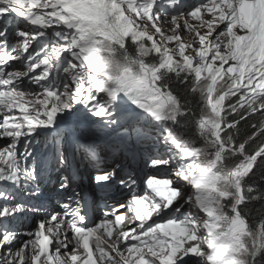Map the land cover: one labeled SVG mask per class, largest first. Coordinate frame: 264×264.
<instances>
[{
  "label": "snow or ice",
  "instance_id": "snow-or-ice-1",
  "mask_svg": "<svg viewBox=\"0 0 264 264\" xmlns=\"http://www.w3.org/2000/svg\"><path fill=\"white\" fill-rule=\"evenodd\" d=\"M74 122L125 197L95 219L40 191ZM0 140V264H264V0H0Z\"/></svg>",
  "mask_w": 264,
  "mask_h": 264
},
{
  "label": "bare ground",
  "instance_id": "bare-ground-1",
  "mask_svg": "<svg viewBox=\"0 0 264 264\" xmlns=\"http://www.w3.org/2000/svg\"><path fill=\"white\" fill-rule=\"evenodd\" d=\"M9 19L11 20V18H9ZM75 162H77L78 164L83 163L84 162V157L81 156V157L76 158ZM58 176H59V174L52 175L51 176L52 179L47 184H44V183L42 184L43 186H45L48 189V193H44V195H47V197L44 198V202H46L49 205L50 208L52 206H57L58 207L57 200L60 197L56 196L55 195V191H54L55 187L57 186L56 185V181H57V177ZM71 187H72V190H73V188H75V187L80 188V187H83V186H82L80 181H77L75 183L72 182ZM69 194L71 195L72 193H69ZM34 202H36V201H34ZM18 224H20V225L22 224V226H24V225L27 224V222L23 221L22 223L20 222ZM17 225H15V226H17ZM31 225H32V220L30 219L29 220V226L31 227Z\"/></svg>",
  "mask_w": 264,
  "mask_h": 264
},
{
  "label": "trees",
  "instance_id": "trees-1",
  "mask_svg": "<svg viewBox=\"0 0 264 264\" xmlns=\"http://www.w3.org/2000/svg\"><path fill=\"white\" fill-rule=\"evenodd\" d=\"M259 121V117H256L255 119L251 120L249 124H244L243 122H241V125L239 126V133L237 135V140H242L243 138H246L249 134H251L254 129L251 127V123H258ZM255 147V146H254ZM257 180V184H264V181H261L259 179V175L256 178ZM260 207L259 204L255 205V208L258 209ZM252 216H255L256 213L255 211H252L251 213Z\"/></svg>",
  "mask_w": 264,
  "mask_h": 264
},
{
  "label": "rangeland",
  "instance_id": "rangeland-1",
  "mask_svg": "<svg viewBox=\"0 0 264 264\" xmlns=\"http://www.w3.org/2000/svg\"><path fill=\"white\" fill-rule=\"evenodd\" d=\"M9 18H11V17H9ZM165 27H168V25H165ZM3 143H4V141L3 140H0V145H3ZM156 150L155 149H152V151L151 152H155ZM108 163H111V161H108ZM148 171H150L149 169H147ZM59 177V176H58ZM5 187V185L2 183V182H0V188H4ZM74 189V188H73ZM18 231H21V232H23V231H26L27 230V226H21V227H19V228H16Z\"/></svg>",
  "mask_w": 264,
  "mask_h": 264
}]
</instances>
